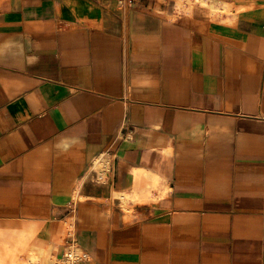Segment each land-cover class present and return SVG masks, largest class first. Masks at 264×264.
<instances>
[{
    "label": "crops",
    "instance_id": "1",
    "mask_svg": "<svg viewBox=\"0 0 264 264\" xmlns=\"http://www.w3.org/2000/svg\"><path fill=\"white\" fill-rule=\"evenodd\" d=\"M205 1L0 0V264H264V0Z\"/></svg>",
    "mask_w": 264,
    "mask_h": 264
},
{
    "label": "built area",
    "instance_id": "2",
    "mask_svg": "<svg viewBox=\"0 0 264 264\" xmlns=\"http://www.w3.org/2000/svg\"><path fill=\"white\" fill-rule=\"evenodd\" d=\"M96 182L106 184L110 182L115 172V159L108 152L99 154L93 163ZM52 264H85L88 256L75 240L70 241L59 255L52 256Z\"/></svg>",
    "mask_w": 264,
    "mask_h": 264
},
{
    "label": "bare ground",
    "instance_id": "3",
    "mask_svg": "<svg viewBox=\"0 0 264 264\" xmlns=\"http://www.w3.org/2000/svg\"><path fill=\"white\" fill-rule=\"evenodd\" d=\"M207 4L205 0H177L176 9L181 13H191L196 6ZM207 6V5H206ZM208 8V7H207ZM177 16V15H176ZM171 18V17H170ZM173 19L176 18L172 17ZM25 250V249H24ZM3 252V251H2ZM46 252V251H45ZM4 253V252H3ZM23 253V252H22ZM8 254V253H7ZM11 254V253H10ZM18 255V254H17ZM5 256V255H4ZM15 257V256H14ZM18 258V257H15ZM13 259V258H12ZM9 261V260H8ZM36 261V260H35ZM37 262V261H36Z\"/></svg>",
    "mask_w": 264,
    "mask_h": 264
},
{
    "label": "rangeland",
    "instance_id": "4",
    "mask_svg": "<svg viewBox=\"0 0 264 264\" xmlns=\"http://www.w3.org/2000/svg\"><path fill=\"white\" fill-rule=\"evenodd\" d=\"M169 3H170V5L172 6V9H174L175 10V0H169ZM181 18L182 17H185V15H182V16H180ZM186 20V19H185Z\"/></svg>",
    "mask_w": 264,
    "mask_h": 264
}]
</instances>
